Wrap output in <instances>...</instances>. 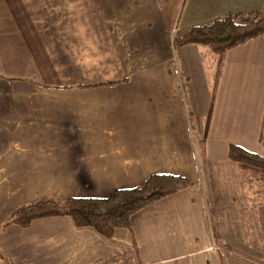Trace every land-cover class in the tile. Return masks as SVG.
<instances>
[{"label": "crops", "instance_id": "1", "mask_svg": "<svg viewBox=\"0 0 264 264\" xmlns=\"http://www.w3.org/2000/svg\"><path fill=\"white\" fill-rule=\"evenodd\" d=\"M263 7L0 0V255L14 264H259L217 247L236 235L212 221L251 195L229 145L264 154V35L228 50L216 79L209 49L173 38ZM152 174L192 185L137 211L111 238L65 215L7 224L40 198L105 197ZM237 245L264 260L262 246Z\"/></svg>", "mask_w": 264, "mask_h": 264}, {"label": "trees", "instance_id": "2", "mask_svg": "<svg viewBox=\"0 0 264 264\" xmlns=\"http://www.w3.org/2000/svg\"><path fill=\"white\" fill-rule=\"evenodd\" d=\"M261 35H264V7L251 13L227 14L193 26L181 36L174 37L173 43L209 49L216 58V79L228 50ZM228 158L238 166L248 182L264 185V154L230 144ZM191 185V181L181 175L152 174L135 187L116 189L105 197H43L15 208L7 224L27 227L37 218L65 215L71 217L77 227H90L103 237L111 238L117 229L130 227V219L137 211ZM225 247L231 250L230 246ZM0 264L14 263L0 255Z\"/></svg>", "mask_w": 264, "mask_h": 264}, {"label": "rangeland", "instance_id": "3", "mask_svg": "<svg viewBox=\"0 0 264 264\" xmlns=\"http://www.w3.org/2000/svg\"><path fill=\"white\" fill-rule=\"evenodd\" d=\"M1 99V98H0ZM234 164V163H233ZM244 178V177H243ZM249 184L252 183L250 185V191H251V195L249 197H252V199H246V202L240 203L239 205H236V207H231L232 208V212L229 210H224L223 213L221 214H215V217L213 218L212 224L215 223V225L217 227H219V231L220 227H224L225 231H226V236H235L234 239H230L231 237H229L228 239L231 240L229 241L231 250L226 248L225 244H221L218 243V241H216V243L219 245L217 247L221 248V249H225V250H229L231 253L233 254H237V255H241L243 257H245L247 260L250 261H256V263L259 264H264V260L260 258V256L258 255V253L256 254L255 252H243L240 249H238V245L236 246V244H241L243 246H249V250L250 251H256L258 250L261 246L264 249V185H262L261 183L258 182H248ZM248 183L246 185V188L248 189ZM238 191V190H237ZM258 199H260V203H262V213L260 211V205L258 204ZM257 200V201H256ZM252 202V203H250ZM253 203H256L255 205ZM231 212V214L236 215V216H240V219L235 220L237 218H232V217H226V213ZM260 214L263 215V218L260 217ZM257 219V220H256ZM262 219V222H259L258 220ZM221 223L219 224L218 221ZM239 222H241L242 226L244 225V222L246 225H250L247 226L248 228V233L245 232L244 234V230L243 229H239L238 228V224ZM255 224V225H254ZM261 228H257L256 226L261 225ZM223 225V226H222ZM250 230V231H249ZM247 231V229H246ZM239 234H241V238H239ZM257 234V235H255ZM259 235V236H258ZM259 252H262L259 249ZM254 261V262H255Z\"/></svg>", "mask_w": 264, "mask_h": 264}]
</instances>
